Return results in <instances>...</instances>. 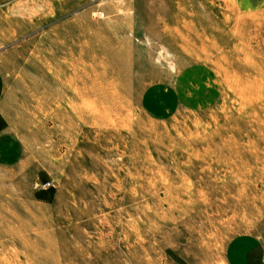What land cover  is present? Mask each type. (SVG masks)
Masks as SVG:
<instances>
[{
    "label": "rangeland",
    "instance_id": "374dc122",
    "mask_svg": "<svg viewBox=\"0 0 264 264\" xmlns=\"http://www.w3.org/2000/svg\"><path fill=\"white\" fill-rule=\"evenodd\" d=\"M0 132V264L264 252V0H0Z\"/></svg>",
    "mask_w": 264,
    "mask_h": 264
},
{
    "label": "crops",
    "instance_id": "0c3cea01",
    "mask_svg": "<svg viewBox=\"0 0 264 264\" xmlns=\"http://www.w3.org/2000/svg\"><path fill=\"white\" fill-rule=\"evenodd\" d=\"M1 133V132H0ZM3 135L0 134V139ZM263 249L257 241L233 239L225 249L227 264H264Z\"/></svg>",
    "mask_w": 264,
    "mask_h": 264
}]
</instances>
